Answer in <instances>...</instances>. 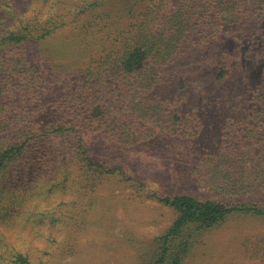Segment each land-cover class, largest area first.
<instances>
[{
  "label": "rangeland",
  "instance_id": "1",
  "mask_svg": "<svg viewBox=\"0 0 264 264\" xmlns=\"http://www.w3.org/2000/svg\"><path fill=\"white\" fill-rule=\"evenodd\" d=\"M6 1L27 17L42 7L31 0ZM93 1L69 0L71 25L40 44L54 74L66 76L94 53L76 45L82 21L74 17ZM178 1L163 3L172 10ZM244 1L246 12L240 20L224 24L218 33H195L171 63L157 68L159 82L151 96L172 103L170 113L184 119L180 137L159 134L149 143L140 136L146 132L142 126H131L124 131L132 144L118 151L116 141L90 133V148L103 156L116 154L126 176L145 182L150 198L127 183L89 180L76 158L49 151L31 187L18 186L24 177L17 179L13 173L0 179V264H14L9 256L14 251L26 254L33 264H153L162 257L161 238L176 214L152 194L219 198V186L207 175L215 172L214 164H203L231 140L235 127L226 129L229 118L238 126L257 117L264 122V0ZM14 22L13 15L0 8V36ZM212 97L227 105L208 109L205 99ZM261 134L264 131L258 141ZM253 142V154H261V146ZM10 204L17 210L4 218ZM196 238L185 264H264L263 218L232 215L209 232H197Z\"/></svg>",
  "mask_w": 264,
  "mask_h": 264
},
{
  "label": "trees",
  "instance_id": "2",
  "mask_svg": "<svg viewBox=\"0 0 264 264\" xmlns=\"http://www.w3.org/2000/svg\"><path fill=\"white\" fill-rule=\"evenodd\" d=\"M70 2L31 0L33 6L42 7H35L27 17L11 2L0 0V8L15 19L0 36V179L13 173L17 179L24 177L18 186L29 188L44 155L67 152L82 163L87 179L127 183L150 198L145 182L126 176L116 154H98L88 138L98 134L111 143L116 141L122 151L124 145L132 144L124 131L131 126H142L146 132L140 136L149 143L159 134L180 137L184 119L170 113L172 103L151 96L159 82L157 68L171 63L195 33L209 34L210 29L218 33L224 24L240 20L246 12L245 1L179 0L171 10L163 0H94L74 16L82 21L77 26L76 45L85 53H94L63 77L51 71L49 60L38 48L71 25ZM205 101L208 109L227 105L216 97ZM229 120L226 129L235 127L229 133L231 140L203 164H214L215 172L207 175L219 186V198L152 194L176 214L161 238L162 257L153 264H185L195 248L196 233L217 228L227 217L264 219V134L257 140L264 122L257 117L238 126L232 124L233 118ZM253 141L261 146V154H253L257 146ZM16 210L10 204L2 216L10 218ZM187 230L191 234L185 237ZM175 241L180 243L173 248L170 245ZM9 256L14 264H33L22 252Z\"/></svg>",
  "mask_w": 264,
  "mask_h": 264
}]
</instances>
